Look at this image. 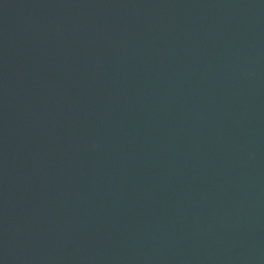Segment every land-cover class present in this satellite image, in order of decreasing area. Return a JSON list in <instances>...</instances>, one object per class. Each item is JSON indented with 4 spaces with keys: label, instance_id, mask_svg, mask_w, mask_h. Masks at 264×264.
I'll use <instances>...</instances> for the list:
<instances>
[{
    "label": "water",
    "instance_id": "95a60500",
    "mask_svg": "<svg viewBox=\"0 0 264 264\" xmlns=\"http://www.w3.org/2000/svg\"><path fill=\"white\" fill-rule=\"evenodd\" d=\"M0 264H264V0H0Z\"/></svg>",
    "mask_w": 264,
    "mask_h": 264
}]
</instances>
